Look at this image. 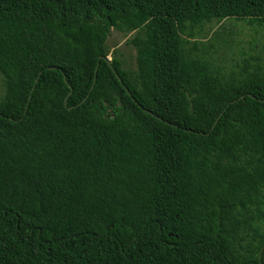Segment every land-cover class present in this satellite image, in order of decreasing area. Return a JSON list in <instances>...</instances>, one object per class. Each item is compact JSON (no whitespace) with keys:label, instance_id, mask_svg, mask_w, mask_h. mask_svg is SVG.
Here are the masks:
<instances>
[{"label":"trees","instance_id":"16d2710c","mask_svg":"<svg viewBox=\"0 0 264 264\" xmlns=\"http://www.w3.org/2000/svg\"><path fill=\"white\" fill-rule=\"evenodd\" d=\"M228 19L264 0H0V264H264V56L196 40Z\"/></svg>","mask_w":264,"mask_h":264},{"label":"rangeland","instance_id":"374dc122","mask_svg":"<svg viewBox=\"0 0 264 264\" xmlns=\"http://www.w3.org/2000/svg\"><path fill=\"white\" fill-rule=\"evenodd\" d=\"M132 34L112 30L106 42L111 53L116 52L119 59L130 69L135 68V50L127 42ZM199 50H209L216 64L226 68L240 62L241 53L264 56V29L249 26L244 21L232 19L213 21L204 26L196 38ZM247 57V56H245ZM111 59V55L108 57ZM2 92L0 83V94Z\"/></svg>","mask_w":264,"mask_h":264},{"label":"water","instance_id":"95a60500","mask_svg":"<svg viewBox=\"0 0 264 264\" xmlns=\"http://www.w3.org/2000/svg\"><path fill=\"white\" fill-rule=\"evenodd\" d=\"M100 59H103L102 57H100ZM105 60H106V62L108 63V64H110L109 63V58H105ZM95 73H96V71H95ZM95 76H96V74H95ZM115 76H116V78H117V80L119 81V82H121V80H120V77H119V75L118 74H115ZM251 97V96H250ZM243 97H240L239 99H242ZM252 98H254V97H252ZM66 100L67 99H65L64 100V104L66 105ZM83 101H85V100H83ZM238 100H236V101H234V102H232V103H235V102H237ZM231 103V104H232ZM145 112L147 113V114H149V115H151V116H154L151 112H149V111H147V110H145ZM155 117V116H154ZM157 120H159V121H162V119L161 118H159V117H155ZM218 120V119H217ZM217 120H216V122H217ZM216 122L213 124V126H212V130L214 129V127H215V125H216Z\"/></svg>","mask_w":264,"mask_h":264}]
</instances>
